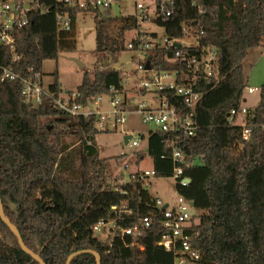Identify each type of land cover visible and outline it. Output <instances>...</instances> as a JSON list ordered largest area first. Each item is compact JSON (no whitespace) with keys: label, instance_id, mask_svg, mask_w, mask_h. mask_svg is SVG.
Listing matches in <instances>:
<instances>
[{"label":"trees","instance_id":"obj_1","mask_svg":"<svg viewBox=\"0 0 264 264\" xmlns=\"http://www.w3.org/2000/svg\"><path fill=\"white\" fill-rule=\"evenodd\" d=\"M153 1L155 15L144 20L151 19L164 30L165 38L198 40L199 48H184L186 54L206 48L216 51L212 79L199 84L200 129L195 137L182 141L183 177L190 184H177L179 195L199 212L187 231L199 255L192 264H264V86L259 105L248 108V123L256 127L250 140H243L239 126L229 125V114L246 103L244 60L250 51L264 46V0H199L208 14H200L192 0H175L168 20L159 15V0ZM51 6V14L33 16L16 35L14 54L21 60L13 64V54L6 50L2 65L16 73L30 68L42 73L44 62L76 51L74 28L59 30L56 14L69 13L74 26L80 15L91 14L96 29L95 69L85 72L77 92L70 94H78L80 104L100 96L127 98L123 74L112 68L129 50L126 35L138 31L146 40L157 35L140 33L138 16L103 18L101 10L77 11L55 1ZM175 51H151L152 67L169 72L182 68L183 82L192 79L190 69L174 61ZM2 74L0 70V79ZM49 90L57 96L62 92L57 80ZM100 133L95 117H71L50 99L39 107L28 106L20 81L0 82V196L6 217L45 264H67L70 256L85 250L100 254L102 264H175L174 255L158 245L166 231L155 200L140 181L141 173L132 175L128 184L114 185L109 160L100 158L94 146ZM166 138L159 131L150 132L147 152L135 154L137 164L149 157L159 178H173ZM148 216L153 217V225L139 240L144 248L140 251L132 246L133 238L120 231L140 227ZM102 221L117 226L104 241L94 232ZM0 264H39L22 250L1 218ZM72 264L97 261L92 254H82Z\"/></svg>","mask_w":264,"mask_h":264},{"label":"built area","instance_id":"obj_2","mask_svg":"<svg viewBox=\"0 0 264 264\" xmlns=\"http://www.w3.org/2000/svg\"><path fill=\"white\" fill-rule=\"evenodd\" d=\"M63 4L72 10H101L112 6L113 0H0V70L3 72L0 82L20 81L22 85L23 101L28 106L39 107L45 99L53 101L55 107L67 115L74 118L95 117L98 121L99 131L118 130L127 122V115L136 113L143 118L144 123L157 127V131L166 134V145L172 150L173 157V178L177 184L186 187L190 184L189 179L184 175V138H193L197 135L200 126L196 118V108L201 102L203 96L200 91V83L203 80L210 82L216 69V51L214 48L201 49L199 54H186L184 48L198 49V40H187L193 44L185 47L182 45L186 40H164L158 38L145 39L138 35L134 40H129L127 48L130 51L137 52L139 56L145 58L144 63H139V72L143 78L139 80L136 90L127 94V98L110 99L111 109L102 110L101 104L105 96L96 97L87 104L78 103V94H69L68 98L57 96L49 89H45L43 75L30 68L26 72L16 73L12 67H4L1 62L5 58V51L9 50L13 54L12 63L15 64L21 60V57L15 52L16 35L30 24L33 16H45L52 12L51 2ZM175 0H159L158 11L163 20H168L174 14ZM192 6L198 8L200 14H208L209 9L199 6V0H192ZM139 10H143L142 5H138ZM59 30L71 32L74 28V20L69 13H57L55 17ZM185 36L189 37V30L184 29ZM159 34H163L160 31ZM156 34V35H159ZM196 33L191 36L195 37ZM181 44L182 48H176ZM157 48L171 50L174 48V61L184 63L189 72L193 75L192 79L183 82L185 70L182 68L172 72L159 70L152 67L149 60L151 51ZM188 53V52H187ZM150 63V70L146 69L147 63ZM150 73L155 76L149 77ZM181 79L180 82L178 80ZM114 92L113 89L110 90ZM258 88H249L248 93L258 92ZM138 98V101H136ZM136 103V107L133 104ZM248 108L243 103L238 109H234L229 114V125L231 127L239 126L242 130V138L248 142L252 136L255 125L248 123ZM264 130V124L261 126ZM139 139L129 141L130 148H138ZM151 177H156L154 169L141 173L140 181L148 182ZM161 217V224L166 233L161 237L158 245L166 251L167 254H173L175 264H192V261L198 260L199 255L192 249L190 238L187 231L192 226L193 216L190 214L191 202L183 196H180L173 205H166L164 210L161 200L155 201ZM122 209L126 210L123 206ZM112 210L116 212L117 207ZM153 225V217L148 216L141 222V226L131 229H121V234L133 238L132 246L143 251V246L139 240L145 236V231ZM117 229L115 222L102 221L94 228L95 234L101 232H110Z\"/></svg>","mask_w":264,"mask_h":264},{"label":"rangeland","instance_id":"obj_3","mask_svg":"<svg viewBox=\"0 0 264 264\" xmlns=\"http://www.w3.org/2000/svg\"><path fill=\"white\" fill-rule=\"evenodd\" d=\"M138 5L143 6V10L138 9ZM103 18H116L126 16H138L140 22V33L150 36L159 34L162 29L158 28L151 19L155 15V3L153 0H113L112 6L101 11ZM140 36V35H139ZM138 37V31L130 32L126 35V42ZM158 40H164L163 34L157 35ZM74 39L76 51L73 53H61L56 61L49 60L42 65V75L45 89H49L56 80L61 86V97L68 98L70 93H76L82 84L85 72H93L96 60L93 52L96 48V29L95 19L91 14L80 15L74 26ZM193 40V39H191ZM193 42L183 41L182 45L187 47ZM145 58L139 56L137 52H123L117 63L113 64L114 70L123 74V86L125 90L133 92L139 85V80L143 75L139 72V63H144ZM80 64L83 65L81 67ZM244 76L246 82L245 99L247 108H253L260 103V89L264 86V46L249 52L243 63ZM57 74V77L55 76ZM155 74L150 73L152 78ZM145 81L146 79L143 78ZM249 88H258L259 91L253 94L248 93ZM110 98L105 97L102 110L111 109L109 106ZM138 101V98H136ZM136 107V103L133 104ZM157 127L144 123L143 118L131 113L127 115V122L117 131L110 129L102 131L94 140V146L98 155L102 159L109 160V172L112 176L114 185H125L131 182L132 175L153 170V164L149 157L137 164L135 154L137 152H147L148 137L152 131H157ZM131 136L139 139L138 148H130L125 144L124 138ZM69 142L73 138H68ZM142 183V182H141ZM143 186L147 189L152 199L161 200L163 206L173 205L180 197L177 191V181L175 178L151 177L148 182L144 181ZM195 208L190 209L192 216L198 215ZM96 237L104 241L108 237V232L97 233Z\"/></svg>","mask_w":264,"mask_h":264},{"label":"water","instance_id":"obj_4","mask_svg":"<svg viewBox=\"0 0 264 264\" xmlns=\"http://www.w3.org/2000/svg\"><path fill=\"white\" fill-rule=\"evenodd\" d=\"M101 11H104V9H101ZM176 48L181 49V48H182V45H181V44H178V45H176ZM79 65H80L81 67H83L82 64L79 63ZM146 69H147V70H150V63H149V62L147 63ZM130 140H131V136H126V137L124 138V142H125V144L128 145ZM189 182H190V180H189ZM191 207H192V208H195V206H194L193 203H191ZM166 208H167V206H165L164 210H165ZM0 218H1V220H2L5 224H7V225L9 226L10 230L15 234V236L17 237L18 242H19V245H20V247L22 248V250H23L26 254H28L29 256H31V257H32L35 261H37L39 264H45L44 261H43L38 255L34 254L32 251H30V250L26 247V245H25V243H24V241H23V239H22V237H21V234H20V232L18 231V229H17L14 225H12V224L9 222V220H8V218L6 217L5 212H4V207H3V203H2L1 196H0ZM82 254H92L93 256H95L96 261H97V264H102V259H101L100 254H98L97 252L92 251V250L80 251V252H77V253L73 254V255L70 256V258L68 259L67 264H72L73 260H74L75 258H77L78 256H81Z\"/></svg>","mask_w":264,"mask_h":264},{"label":"crops","instance_id":"obj_5","mask_svg":"<svg viewBox=\"0 0 264 264\" xmlns=\"http://www.w3.org/2000/svg\"><path fill=\"white\" fill-rule=\"evenodd\" d=\"M246 102H247V100H246Z\"/></svg>","mask_w":264,"mask_h":264}]
</instances>
